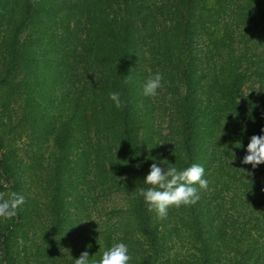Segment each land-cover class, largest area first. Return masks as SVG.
<instances>
[{
	"label": "trees",
	"instance_id": "1",
	"mask_svg": "<svg viewBox=\"0 0 264 264\" xmlns=\"http://www.w3.org/2000/svg\"><path fill=\"white\" fill-rule=\"evenodd\" d=\"M157 71L162 100L143 91ZM254 135L264 0H0V193L26 201L0 218V264H99L120 242L131 264H264V164L242 163ZM153 163L199 164L209 189L161 219L140 195Z\"/></svg>",
	"mask_w": 264,
	"mask_h": 264
},
{
	"label": "clouds",
	"instance_id": "2",
	"mask_svg": "<svg viewBox=\"0 0 264 264\" xmlns=\"http://www.w3.org/2000/svg\"><path fill=\"white\" fill-rule=\"evenodd\" d=\"M163 79V74L159 71L149 76L144 85V95L156 97L163 88ZM125 82H130V77ZM121 95L120 92L109 93L110 100L118 109L126 106ZM242 163L251 165L253 169L264 164V136L251 137L247 155ZM144 183L150 187L146 190L141 188L140 195L148 205V210H154L161 219L167 218L171 207L195 205L201 198L200 190L209 189V181L205 179V169L199 164H192L184 170H179L170 163L167 167L153 163ZM25 202V197L16 192L10 193L7 199L3 193H0V218L12 219ZM132 259L128 246L120 242L114 243L110 249L103 252L99 264H131ZM74 264H90L88 252H83L80 258L74 260Z\"/></svg>",
	"mask_w": 264,
	"mask_h": 264
},
{
	"label": "rangeland",
	"instance_id": "3",
	"mask_svg": "<svg viewBox=\"0 0 264 264\" xmlns=\"http://www.w3.org/2000/svg\"><path fill=\"white\" fill-rule=\"evenodd\" d=\"M163 90H166L163 88ZM250 89L248 88V91ZM157 99L162 100V95L159 92V94L156 96ZM103 201H97V206H94L93 209L91 210V214H87L86 212L82 216V222H81V227L79 230L74 233V240H77V237H80L82 234H85L89 231V229L97 230L99 229L102 225L103 222L107 218V214L110 213L113 209L119 207L122 205V201L120 197H115L110 199H100Z\"/></svg>",
	"mask_w": 264,
	"mask_h": 264
}]
</instances>
